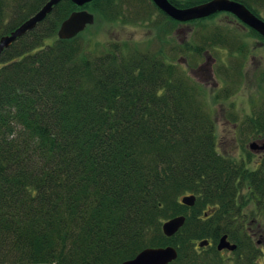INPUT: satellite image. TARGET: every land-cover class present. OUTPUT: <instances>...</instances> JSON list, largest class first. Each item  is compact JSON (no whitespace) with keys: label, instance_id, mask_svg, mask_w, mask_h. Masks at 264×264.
I'll return each mask as SVG.
<instances>
[{"label":"trees","instance_id":"obj_1","mask_svg":"<svg viewBox=\"0 0 264 264\" xmlns=\"http://www.w3.org/2000/svg\"><path fill=\"white\" fill-rule=\"evenodd\" d=\"M46 1L0 0V36ZM241 1L262 15L256 3L264 0ZM116 2L91 0L82 7L112 12ZM151 3L171 23L179 21ZM79 8L60 1L0 56V264H120L146 247L167 245L179 252L170 264H210L185 247L196 237L218 240L228 233L240 250L241 232L252 255L256 245L246 226L222 220L252 201L264 225V152L255 166L250 149L248 158L221 152L200 97L204 85L176 72L173 62L121 48L92 54L80 43L82 33L60 37L62 21ZM211 28L203 33L209 45L233 50L227 32L220 43L211 42L216 36L209 33L220 27ZM263 93L239 122L240 135L264 139ZM184 190L203 203L219 200L222 208L212 206L209 215L218 211V219L210 224L208 215L200 220L188 213L185 226L167 237L161 222L186 211L174 202ZM252 256L238 262L252 264Z\"/></svg>","mask_w":264,"mask_h":264},{"label":"rangeland","instance_id":"obj_2","mask_svg":"<svg viewBox=\"0 0 264 264\" xmlns=\"http://www.w3.org/2000/svg\"><path fill=\"white\" fill-rule=\"evenodd\" d=\"M94 5L92 3L90 6L95 7ZM256 6L264 17V5L256 3ZM102 11L99 9L93 11L96 16L95 21L80 32L84 35L80 40V43H84V48L93 49L92 54L102 53L110 48H121L127 55H135L138 51H143L173 62L176 72L184 73L190 78V82L198 81L199 84L204 85L205 91L200 97L204 101L205 109L213 116L219 150L228 155L248 158L247 149L251 140L255 138L240 135L238 124L247 113L251 112L252 106L255 105L254 100L259 102L264 92V81L261 79L264 73V39L252 33L250 27L241 19L222 11L199 21L172 23L149 0H117L114 11L110 12L111 8H104ZM9 20V16L3 19L4 22ZM211 27L221 28L209 33L210 36H216L211 42L220 43L221 33L227 32L231 35L230 40L236 42L233 50L223 44L209 45L203 33L208 32ZM49 41H53V38ZM241 42L248 46L246 52L240 51L238 44ZM197 94L198 92L195 96ZM259 153V151L255 152V160L253 159L252 162L248 160L250 166H255L260 158ZM190 192L181 191L174 202H181L182 195ZM239 200L240 197L237 196L235 199L237 205ZM212 206H220L221 209L222 203L219 200L203 203V200L198 199L193 206L186 205L187 209L183 214L189 213L200 220L208 215L207 222L210 224L218 219V211L209 215L213 212ZM254 206L252 201H248L240 215L233 213L223 220L220 219L227 224L231 221L232 225L235 224L234 227L238 223L246 226L256 245H253L256 247L253 256L248 254L251 241L243 232L238 234L244 245L240 250L236 248L233 251L229 249L218 251V240L211 237H196L194 240L196 243L188 248L185 247V251L196 252L210 264H243L241 261L238 262V258H251V256L252 264H264V225L261 217L259 219L254 217ZM193 218L191 217L189 224L194 222ZM201 222L203 225L204 221ZM249 226H253L252 230ZM253 230L257 232L255 237ZM205 239H211V245L200 247L199 242ZM258 239L261 241L258 242ZM230 240L234 243L239 241L238 238L235 240L230 238Z\"/></svg>","mask_w":264,"mask_h":264},{"label":"water","instance_id":"obj_3","mask_svg":"<svg viewBox=\"0 0 264 264\" xmlns=\"http://www.w3.org/2000/svg\"><path fill=\"white\" fill-rule=\"evenodd\" d=\"M60 1L61 0H47L41 8L23 21L19 26L14 28L10 33L3 34L0 37V54L5 47L9 46L19 36L34 29ZM72 1L82 6L91 0ZM154 1L167 14L180 21H188L194 18L208 16L221 10L231 11L242 21L264 35V18L257 15L245 3L239 0H207L190 6H178L171 0ZM94 19L93 12L87 9H75L62 21L58 30V35L62 38L74 37L84 30L89 23H92ZM249 146L252 150H264V139L252 140ZM196 198V194L188 193L182 196L181 201L192 206L195 204ZM185 221L186 216L184 214H178L166 219L162 224L164 234H166L167 237L174 236ZM208 245L209 240L207 239L199 242L200 247ZM217 248L219 251L223 249L233 251L237 248V244L232 243L228 239V234L225 233L220 238ZM178 256V250L172 245L161 247L150 246L141 250L135 257L125 260L120 264H170L175 261Z\"/></svg>","mask_w":264,"mask_h":264},{"label":"flooded vegetation","instance_id":"obj_4","mask_svg":"<svg viewBox=\"0 0 264 264\" xmlns=\"http://www.w3.org/2000/svg\"><path fill=\"white\" fill-rule=\"evenodd\" d=\"M150 2H153V0H149ZM205 1H207V0H205ZM241 1V0H240ZM245 3V2H244ZM246 4V3H245ZM249 8H251L248 4H246ZM252 9V8H251ZM223 11H225V14H229V15H233V16H235V17H237V18H239L235 13H233V12H231V11H226V10H223ZM240 19V18H239ZM25 21V20H24ZM260 155L262 154L261 152L259 153ZM253 234H254V237L256 236V234H257V232H255V230H253V232H252ZM230 240V239H229ZM231 241V240H230ZM261 241V239H258V242H260ZM232 242V241H231ZM226 250V249H225Z\"/></svg>","mask_w":264,"mask_h":264},{"label":"bare ground","instance_id":"obj_5","mask_svg":"<svg viewBox=\"0 0 264 264\" xmlns=\"http://www.w3.org/2000/svg\"><path fill=\"white\" fill-rule=\"evenodd\" d=\"M12 44H13V42H12L9 46H11ZM9 46H7V47H5V48H8ZM5 48H4V49H5ZM4 49H3V50H4ZM2 52H3V51H2ZM2 52H1V54H2ZM1 54H0V56H1Z\"/></svg>","mask_w":264,"mask_h":264}]
</instances>
